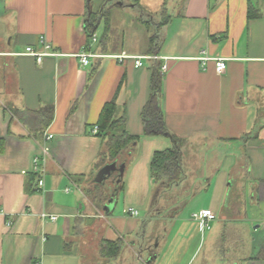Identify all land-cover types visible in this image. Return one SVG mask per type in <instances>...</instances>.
<instances>
[{"label":"crops","instance_id":"1","mask_svg":"<svg viewBox=\"0 0 264 264\" xmlns=\"http://www.w3.org/2000/svg\"><path fill=\"white\" fill-rule=\"evenodd\" d=\"M123 2L161 16L152 35L140 27L137 49L99 47L96 31L87 38L91 0H0V264H139L135 256L141 264H264V0ZM249 9L257 16L248 18ZM105 11L103 36L118 20L117 11L114 21ZM43 41L56 55L37 62L25 49L42 51ZM202 51L224 58L225 71L201 61ZM80 53L99 56L84 66ZM123 53L160 59L135 67L114 57ZM153 73L166 128L180 140L181 179L168 188L154 181L150 163L173 142L142 133ZM114 96L116 117L124 115V129L138 139L110 162L96 123ZM35 156L41 174L33 172ZM111 163L123 164L122 173L97 178ZM26 181L38 190L26 193ZM157 187L188 198L183 208L197 204L187 215L178 206L152 211ZM202 209L215 214L208 229L192 217ZM168 219L166 236L159 231L156 239ZM116 240L119 254L103 257V241Z\"/></svg>","mask_w":264,"mask_h":264},{"label":"trees","instance_id":"2","mask_svg":"<svg viewBox=\"0 0 264 264\" xmlns=\"http://www.w3.org/2000/svg\"><path fill=\"white\" fill-rule=\"evenodd\" d=\"M255 16H257L256 13H253V11L249 9L247 17L252 18ZM100 19H105V23L107 25L108 12L105 10L98 13L88 12L84 21L87 38H91L95 33ZM151 42L152 44L155 42L153 36L150 37V45ZM153 49L154 48L151 45L150 51L152 50V53H155V50ZM97 67L98 64L94 66V72ZM92 73L93 71L90 75ZM117 89H119V86ZM160 100V79L158 74L153 73L151 93L140 112L143 126L142 133L146 136L168 137L173 142L170 148L154 152L150 163V173L154 181L159 187L168 188L171 185L178 183L181 179L182 170L180 165V140L175 138V136L170 134L167 130L163 119ZM47 112L48 120H50L52 117V109H48ZM115 113L116 102L114 96L112 99L104 103L96 123V134L101 137L102 141H104L102 146V157L107 158L110 162L116 161L121 152L124 151L130 143L138 139V136L128 134L124 129V115L116 117ZM36 176L37 174L31 173L29 178L31 180L32 177L35 178ZM24 189L26 193H33L38 190L36 186H32V184L28 181H26ZM87 193L89 194V191H87ZM93 199L96 203L103 201L104 196L100 187L95 188ZM120 249L121 242L119 240L103 241L101 245L102 256L109 259L116 257L119 254ZM259 253H261L260 250L258 251V254Z\"/></svg>","mask_w":264,"mask_h":264},{"label":"rangeland","instance_id":"3","mask_svg":"<svg viewBox=\"0 0 264 264\" xmlns=\"http://www.w3.org/2000/svg\"><path fill=\"white\" fill-rule=\"evenodd\" d=\"M118 1H124L123 3H126V0H91V7L92 10L95 13L101 12L103 10H109L113 14V21H114V11H117V19L116 25H117V30L114 32V29L110 31L108 34H104V20L102 19V22H100L99 26L96 28V34L98 37V41L96 42V45L101 47V46H106L107 48H113V47H118L120 48L122 43H124L125 49H137L138 47H141L143 44H141V40L138 39V30H143L144 35H152L155 32V24L157 25L158 21L160 20L159 15L155 16L153 13L150 12H145L141 11L139 9H136L133 11V8H130L123 5V6H118L117 3ZM101 8V9H100ZM147 24L149 27H147ZM145 35V36H146ZM143 37V39L145 38ZM158 38V37H157ZM159 39H156L158 41ZM157 187L154 192V198L150 204V210H154L155 212L161 211L165 213H169L172 211L174 213V209L178 206L180 207L179 210L181 209V215H187L185 212L187 207L195 206L197 203L195 199L190 203H185L186 207L183 208V204L186 199L185 197H179V191L172 189V190H163V188L158 189ZM183 198V203H181L180 199ZM185 198V199H184ZM198 199V198H197ZM178 202H177V201ZM190 201V200H189ZM182 204V205H181ZM180 213V212H179ZM157 214V213H156ZM170 219L167 220V224H162L161 228L159 230H156L157 234L155 235V238L157 239L156 236L159 235V231L161 234H167L168 227H169V222ZM165 226V227H163ZM171 229V228H170ZM166 235L162 236L165 237ZM222 242L221 240L218 241V244ZM156 242L154 241V245L152 246L156 250V254L159 253V247H154ZM220 249V247H219ZM141 254V252H140ZM142 255V254H141ZM144 257V256H143ZM135 260L141 264L140 259L135 256ZM114 262V261H112ZM156 264L159 263L158 259L156 258Z\"/></svg>","mask_w":264,"mask_h":264},{"label":"built area","instance_id":"4","mask_svg":"<svg viewBox=\"0 0 264 264\" xmlns=\"http://www.w3.org/2000/svg\"><path fill=\"white\" fill-rule=\"evenodd\" d=\"M94 40V36H93ZM43 50L42 51H35L32 47L28 46L25 49V53L28 55H31L35 57L37 62H40L41 58L43 56H48V55H56V53L50 52V44L46 41H43ZM98 54L95 53H80L78 54L80 63L82 65H88L90 62V58H95L98 57ZM115 58H117L119 61H123L124 59L131 58L134 60V66L135 67H142L144 65V60L146 61H157L160 59V56L157 54H147L144 56H131V55H126V54H119L115 55ZM201 61H205L207 59H212L214 61V67L215 71L218 74H221L225 71L226 69V61L224 58H209L205 51H202L201 57H199ZM160 70L161 71H166V65L162 64L160 65ZM52 138V135H46V139ZM39 157L35 156L33 158V172H39L41 174V168L39 166ZM42 175H39L38 180H37V186L42 187L43 186V179L41 177ZM127 212L130 213L133 216L138 215V211L132 207L127 208ZM43 218H45L47 215L46 214H41ZM49 219L55 220L56 216H51L48 215ZM193 219L197 220L203 228L208 229L210 227V222L215 219V214L210 210V209H202L198 213H193L192 214Z\"/></svg>","mask_w":264,"mask_h":264},{"label":"water","instance_id":"5","mask_svg":"<svg viewBox=\"0 0 264 264\" xmlns=\"http://www.w3.org/2000/svg\"><path fill=\"white\" fill-rule=\"evenodd\" d=\"M123 168H124V165L123 164H120L117 168H116V166H115V163H111V164H107V165H105V166H103L99 171H98V173H97V178L99 177V176H101L103 173H107V172H109L110 170H118V172H119V174H121L122 173V171H123ZM99 180V179H98Z\"/></svg>","mask_w":264,"mask_h":264}]
</instances>
